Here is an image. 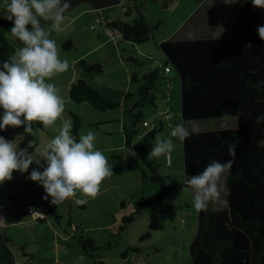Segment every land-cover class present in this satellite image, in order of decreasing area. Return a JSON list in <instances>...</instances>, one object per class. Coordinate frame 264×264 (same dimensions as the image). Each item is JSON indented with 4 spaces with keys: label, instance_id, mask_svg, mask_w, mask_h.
<instances>
[{
    "label": "trees",
    "instance_id": "obj_1",
    "mask_svg": "<svg viewBox=\"0 0 264 264\" xmlns=\"http://www.w3.org/2000/svg\"><path fill=\"white\" fill-rule=\"evenodd\" d=\"M2 4L3 0H0V6ZM123 10L125 15L134 14V20L131 23L110 21L108 25L117 28L121 32L120 38L130 43L148 40L154 27L145 20L142 6L133 4L131 8L124 6ZM0 24L12 26V21L0 17ZM261 25H264V17L244 4L235 23L239 38L162 41L159 44L161 68L148 69L141 77L134 72L131 78L141 81L137 89L140 98L137 107L153 103V83L168 67L169 71L175 72L180 83L182 123H209L207 129H188L191 135L182 141L185 178V173L202 172L212 160L223 162L230 159L227 145H236L234 163L225 176L226 203L221 207L208 204L206 210H198L197 230L189 247L191 264H264V122L256 123V117L264 114V40L257 33ZM70 46L71 42L67 41L63 48ZM129 60L138 64L133 56ZM77 65L94 73L102 69L99 63L86 58H80ZM164 93L162 91V95ZM68 96L74 102H85L100 110L119 105L117 101L105 99L82 78L71 81ZM65 111L73 125L72 134L78 141L81 117L67 107ZM137 118L143 122L141 112ZM32 127L33 132L43 129L39 122H33ZM159 130V126H153L138 143H134L137 129L124 126L125 145L134 149L127 156L125 167L128 171L139 172L142 179L157 184L158 202L162 207H169L165 202L168 192L166 176L158 171L159 164L148 155ZM19 137L22 146L27 144L26 149L34 155L37 145L34 134L25 133L24 127L20 126ZM148 203L141 197L135 203L134 211L122 219L119 228L134 221ZM54 217L59 218L58 215ZM77 241L84 251L98 257V247L92 239L79 233ZM11 242L7 232L0 227V264H14Z\"/></svg>",
    "mask_w": 264,
    "mask_h": 264
},
{
    "label": "crops",
    "instance_id": "obj_2",
    "mask_svg": "<svg viewBox=\"0 0 264 264\" xmlns=\"http://www.w3.org/2000/svg\"><path fill=\"white\" fill-rule=\"evenodd\" d=\"M129 3H131L132 5L143 4V9L141 10L142 14L148 24L151 27H154L148 41L134 44L131 49V52H136L139 56L143 58H145V56L147 58L153 57L152 61L150 60V62H147L146 66L139 69L140 72H142L141 74L146 73L148 69L161 68L162 53L160 52L158 47L162 41L168 39L181 40L218 37L237 39L239 38V31L236 28L235 23L239 14V10L244 4L250 5L254 10H256L259 14L264 17V8L254 7L251 3V0H129ZM90 5L91 6L85 7L79 13H77L74 19L78 17H83L82 25L85 24L83 30L86 31V28L89 29L91 36L94 37V39L92 40L94 44L93 47L90 48L89 51H87V53L85 52L83 54H80L77 58H74V64H77V61L82 58V56H86L87 54L90 55L93 52L99 50L103 51L104 46H106L107 48L111 47L112 40H110L105 33L106 28L109 26L108 22L122 20L120 18L114 17V13L111 10H107V12L104 13L102 12L103 10H101L102 14L100 16L103 17V21L100 19V17H98V15L100 14L98 10L95 9L91 3ZM131 7L132 6H128V8ZM127 16H129V21H123H125L126 23H131V20H134V14ZM96 18L99 19V22H96ZM156 45H158V47ZM125 50H129V47L126 46ZM91 61L100 62L93 60ZM78 68L79 71H76L75 74L69 76L66 79L64 85L66 86L67 90L71 81L76 78H82L89 84V86L97 90L107 100L117 101L119 104L118 108H122V110L120 111V113H122L124 110V105L121 106V98L113 99L111 95H107L106 93H104V89L110 91L111 89L104 85H98L101 83H97L99 82L96 78L97 73L93 74V72L85 71L79 66ZM130 72L131 71L128 72L127 68V80L130 77ZM163 74L166 78L167 85L166 89L164 90V100H161L162 102L155 104V114L164 118H159V120L156 121L158 122L160 130H163L164 128L165 119L169 121V124H175L177 123V121L178 123L180 122L179 120H176L177 118H175L173 121L172 119L168 120L166 118L168 114H171L172 118L175 117L173 113L167 112V109H169L171 112L177 111L178 107L176 104L178 99V84L174 83L173 80L175 79V76L171 75V71L165 72ZM132 94L133 93L130 92L123 93L122 100H124L125 103L127 100V102H137L136 104H138L140 99L138 97V94L135 99L133 98ZM65 99L67 100L66 104H68L71 110L73 103H78L72 101L69 98L68 94ZM80 103H84L82 105L83 109L86 112L94 114L93 112H91V110H89L88 103ZM164 103L167 108L165 110L163 107ZM136 106L137 105H134L130 110L132 112H136ZM130 110L128 111V114L133 119L130 114ZM110 121H117L119 125L116 127L113 126L109 130L116 129L119 133V129L121 127V133L123 136V128L124 126H127L129 124L126 123V119H124L123 115H117L115 117H102V120L95 119V117H92L90 125L95 124L97 122L108 123ZM143 121H147L148 125L146 127L151 128L148 119H143ZM96 139L97 142L95 143L98 144V146L96 147L100 149L103 154L108 158L109 165L112 166L113 174L111 177L106 178L102 182L100 186V192L95 198H85L77 194L76 197L69 198L68 201H64L58 205H54L50 203L51 197L45 199L47 194L45 193L43 186L40 185L38 182L32 181L27 178L30 174L28 173V171L24 173L15 171L14 173L16 174L14 176L12 175L11 181L15 182L14 187L3 190L0 196V227H2L7 232L8 236L11 238L12 241L18 244V247H21V251H12L13 253H15L14 257L15 260H17L16 263L188 264L190 252L188 253L187 244H189L188 247H190V243L196 231L192 235V237L188 239V242L183 237L184 242L182 243V248L177 247L175 245V242H169L170 237L174 233L173 229H176V226L180 225L176 223L173 225V220L182 222L183 225L180 229V232L188 231V222H190V224L192 225L194 224L191 215H189L190 218H188V209H186V198L188 196V190H185L184 183L182 182V180L179 179L177 181L179 182L180 190L183 192L184 189L186 195L178 198L175 205L172 202V208H154L152 214L147 217L144 223L139 227L137 234L142 233L143 238H149L145 247L149 249L144 251L142 247L140 248L137 247V245L127 242H123L122 245H118L115 248L110 245H106L107 239L105 238L107 235L103 232L106 230H111L112 227H114V225L116 224H118L120 227L122 219L134 211L135 204L133 206L132 212L125 215L124 207H122L121 209H117L111 217L110 215L107 216L106 205L108 203L107 197L109 191L113 188H118L119 186V184L113 182V180L128 177V174H125V172H123H128L126 167L124 169L123 159L126 163L127 156L132 154L134 152V149L132 147H126L124 136L123 145L119 142L113 144L110 142L109 144H107L105 143V139L102 137H98ZM173 143L179 144V140H175ZM173 151H175V149H173ZM159 158L160 159L158 161V164L161 168L163 167L165 169L163 174L167 175V177L169 178V182H172L171 180L173 178V172L167 171L168 168H165L170 166L172 162L170 161L171 163L168 165L164 162V156H161ZM174 161L179 162V155L176 152L174 153ZM180 163L182 164V159ZM225 176L226 173H224V175L221 177V181L219 182L221 191L219 199L210 201L208 203L211 204L213 207H221L226 203ZM185 179L186 178H184V180ZM3 183L9 182L7 180ZM172 186L175 187V185ZM134 192L135 189H132L131 193L125 195L126 197H122L123 200L124 198H130L131 200V198H133L134 196ZM35 195L39 196L40 200L42 201L41 204H43L45 207L46 219L34 218L28 211L27 201L30 198H33ZM118 196H122V194H118ZM140 196H145V184H142V191L140 193ZM6 198H12L11 200H9L10 203L7 202ZM76 199L86 200V202L83 204H77L79 209H92V216H88L87 220L89 221V223L87 225H85L86 219L84 218H80V221L73 220L71 218L65 221V219L63 218L66 206L69 205L71 209V204H73ZM146 199L149 201V203L150 201H152L150 197H146ZM130 202L132 201H129V203ZM99 208H101V210L99 215H97L96 211ZM55 215H58L59 218L56 219L54 217ZM96 220H98L99 223H97ZM128 224H126L123 228L119 229L126 228ZM155 224H157L156 227L154 226ZM79 233L84 237L92 239L94 245L98 247V249L100 248L101 252L99 253V258L92 257L78 245L77 238ZM185 234L188 235V233ZM167 236L169 237L167 238ZM163 240H166V242L163 243ZM157 243L165 245L168 243L169 244L165 248H157L155 247Z\"/></svg>",
    "mask_w": 264,
    "mask_h": 264
},
{
    "label": "clouds",
    "instance_id": "obj_3",
    "mask_svg": "<svg viewBox=\"0 0 264 264\" xmlns=\"http://www.w3.org/2000/svg\"><path fill=\"white\" fill-rule=\"evenodd\" d=\"M254 7L264 8V0H251ZM70 0H3L0 10L5 19L12 21L11 34L21 42L14 56L0 64V129L6 126L24 127L25 133H33V122L49 128L61 119L67 100L60 94L55 83L49 82L57 74L69 68L67 59H60L56 41L50 38L51 31H62L65 12ZM41 20L51 21L50 30ZM264 40V25L257 29ZM250 47V44H249ZM225 115H228L226 113ZM172 119L171 114L166 116ZM264 122V114L256 117V123ZM72 122L63 120L55 129L57 134L49 139L38 155L18 147L14 141L0 136V183L12 179V173L27 172L33 163L37 165L27 177L43 186L51 197L50 203L58 205L74 198L77 192L85 198H95L102 182L112 176L108 158L95 145L96 134L89 130L77 138L72 134ZM191 135L182 122L169 124L167 137H157L148 155L169 156L174 149L173 138L184 141ZM236 145H227L226 161L212 160L202 172L186 175L185 190L193 193L197 210H206L208 203L221 195V177L229 171L236 156ZM42 169V170H40ZM83 204L85 199H76ZM38 217L43 214L32 209Z\"/></svg>",
    "mask_w": 264,
    "mask_h": 264
},
{
    "label": "rangeland",
    "instance_id": "obj_4",
    "mask_svg": "<svg viewBox=\"0 0 264 264\" xmlns=\"http://www.w3.org/2000/svg\"><path fill=\"white\" fill-rule=\"evenodd\" d=\"M141 6H143V4H139ZM91 6L89 1H82L80 2L78 5L74 6L73 8H71L70 10H67L65 12V21L62 25V31L60 32H55V31H51V35L50 38L56 41L58 50H59V56L60 59H67L69 62V68L66 72L57 74L56 76L53 77V79L49 82L55 83L57 85V87L60 89V94L63 97H67L68 94V90L66 88L65 81L69 76H72L73 74H75L76 71H79L78 65L74 64L73 59L77 58L80 54L83 53H87V51H89L90 48L93 47V42L92 40L94 39L93 36H91L89 29L86 28V31L83 30L85 27V24L82 25V19L83 17H78L76 19L75 16L77 15V13H79L83 8L85 7H89ZM130 7L132 6L131 3H129V0H120V2L118 4L112 5L110 7H106V8H102V9H98V12L100 13L98 15V17H100L101 20L104 21L103 17L100 16L101 10H103L102 12H107V10H111L114 14L113 16L116 18H120L122 20H127L129 21V16L125 15L123 7ZM110 8V9H108ZM143 9V8H142ZM0 17H4L3 16V12L2 10H0ZM132 22V20H131ZM84 23H85V18H84ZM41 24L43 27H45L46 29L50 30V26H51V21H43L41 20ZM12 26H3L2 24H0V64H2L4 61L9 60L12 56H14L15 51L19 48L22 47L21 42L18 41V39L16 37H14L11 32ZM88 27V26H87ZM110 40H112V45L111 47H103V51H96L93 52L92 54H87L86 56H82V58H86L87 60H93V61H100L97 62L101 65L102 69L100 72L97 73L96 78L99 82L97 83H101L98 85H104L107 86L108 88L111 89L110 90H103L104 93H106L107 95H111V97H113V99H120L121 98V106L124 105L123 107V112L120 113V111L122 110V108H113V109H105V110H100V109H95L92 106H88L89 110H91V112H93L94 114L90 113V112H86L83 109V105L84 103H73L72 105V111L76 112L82 120V125L78 131V136H80L81 134H86L89 130H93L96 134V138L98 137H102L105 139V143L109 144L110 142L113 143H122L123 145V136L121 133V127L119 129V133L117 132V130H109L110 128H112L113 126H118L119 123L117 121H110V122H97L95 124L90 125V121H92V117H95V119H101L102 117H115L117 115H123L124 119H126V123H129L127 126H131L133 127V123L135 121V119L131 118L128 114V111L134 106L136 105L137 102H127L126 103L124 100H122V95L123 93L126 92H130L133 93L132 96L135 99V97L137 96V89H138V85L141 83V81H133L132 75L134 72H136L138 77L142 76V72H140V68H143L144 66H146L147 62H150V60L152 61V58H147L145 56V58L139 56L136 52H131L132 46L134 45L133 43H130L128 41H125L123 39H121L120 37H117L116 39H112L110 37H108ZM149 40V39H148ZM146 40V41H148ZM67 41L71 42V46L69 48H63L64 43H66ZM145 42V41H144ZM143 43V42H142ZM128 44V45H127ZM126 46L129 47V50H125ZM158 47V45H156ZM158 49L161 52V49L158 47ZM133 56L137 61L138 64L132 62L129 60V57ZM128 68V72H130V77L126 78V70ZM0 70H2V68H0ZM148 71V70H147ZM146 71V72H147ZM82 72V71H81ZM93 74H96L93 72ZM171 75L175 76V79L173 80L175 84H178V99H177V111L176 112H171L169 109L166 108V105L164 103V110L167 109V112L169 113H173L175 115L174 118H172V121L177 118L176 120H179L180 122H182L181 120V116H180V105H181V99H180V83L179 80L177 79V76L175 74V72L172 70L171 71ZM154 85V90L153 95H154V100L153 103L151 102H147V103H143L142 106H136V112H132L130 110V114L132 115H137L138 112H141V119H148L150 122V127L152 128L154 125H156V127H158V121L159 118L164 119L162 116H159L157 114H155L156 108H155V104L162 102L161 100H164L163 95H162V91H164L167 87L166 85V78L164 77V75L162 74L159 79H157L156 81H154L153 83ZM130 89V90H129ZM174 92V91H173ZM175 92H176V88H175ZM130 97V96H129ZM128 97V98H129ZM176 97V95H175ZM106 99V98H105ZM176 99V98H174ZM125 103V104H124ZM65 107L69 108L68 104L65 105ZM70 109V108H69ZM4 110L2 108H0V117H2ZM96 114V116H95ZM69 120L70 121V117L69 115L66 113V111H64L62 117L60 120H58L56 122L55 125L49 127V128H45L43 125L42 127L44 129H36L33 134L35 136V142H36V150H35V154L34 155H38L40 149H42V147L44 146V144L51 138H53L57 132L55 131V129L57 127L60 126V124L62 123L63 120ZM155 119V120H153ZM100 121V120H98ZM173 124V123H170ZM169 121H167L165 119V125L163 130H159L153 139V143L152 146H154V144L156 143V138L157 137H167L168 136V132H169ZM209 123L208 122H188L186 123L185 127L188 129H193V130H203V129H207ZM135 128L137 129V133L134 135L133 141L134 143H138L141 140L142 135L148 130L150 129L149 127H143L142 126V122H137L135 124ZM112 131V132H111ZM110 133V134H109ZM0 136H3L5 139L9 140V141H14V143L18 144L19 148H27L28 145L24 144V146H22V142H21V138H18V127H11V126H6L5 129H0ZM175 140H179L176 138H173V142ZM97 142V139L96 141ZM96 146H98L97 143H95ZM174 149L175 151L171 152L170 154V162L171 165L165 168H168L167 171L173 172V178H172V182L168 181V177L167 175L163 174L165 169L162 167H160V165L158 166V171L166 176V183L168 186V192L167 195L165 196V202L166 204L169 206V208H172V202L175 205L177 202V199L180 198L181 196H185L186 193L183 189V192L180 190L179 187V182L177 181L182 180V182H184V171H183V147H182V141L179 140V144H174ZM177 153L179 155V162L174 161V153ZM151 157V156H150ZM154 158V160L156 161V163H158L159 161V157H152ZM182 159V164L180 163ZM169 163V164H170ZM168 164V165H169ZM181 164V165H180ZM123 165H124V169H125V160L123 159ZM33 167V164H32ZM37 165L34 164L33 168H36ZM145 170L148 172L149 170L144 167ZM32 170V169H31ZM30 170V166L28 169V173L31 172ZM15 172V171H14ZM12 173V175L14 176L16 173ZM125 172V174H128L127 178H118V179H114L113 182L118 183L119 186L118 188H113L109 191L108 193V197H107V201L108 203L107 205V216L110 215L112 217L113 213L117 210V209H121L122 207H124L125 210V215L132 212L133 211V206L135 204V202H137L142 196H140V193L142 191V184H145V198L146 197H150L152 199V201H150V203L148 205H146V208H143L139 214L136 215L135 220L128 224L126 228L124 229H119V225L116 224L114 225V227H112L111 230H106L103 233H105L107 236L105 239H107L106 241V245H110L113 248H115L118 245H122L123 242H127V243H132L134 245H137V247H142L144 249V251H146L149 248H145L146 247V243L148 242L149 238H143V234L139 233L137 234L139 227L144 223L145 219L147 217H149L154 208H162V206L160 205V203L158 202V190L159 187L157 184L148 181L146 179H142L140 176L139 172H135V171H123ZM136 174V175H135ZM178 177V178H177ZM174 180V181H173ZM221 181V180H220ZM9 183H1L0 184V196L1 193L3 192V190L6 189H10L14 187L15 182L8 180ZM172 185H175V187H173ZM132 189H135L134 192V196L133 198H123L122 197H126L125 195H127L128 193H131ZM120 191V192H119ZM77 194L81 195L79 192H77ZM118 194H122V196H118ZM120 197V198H119ZM12 198H6L7 202L10 203L9 200H11ZM122 199V200H121ZM65 201H68V199H66ZM129 201H132L129 203ZM42 201L40 200L39 196L35 195L33 198H30L27 201V204H40ZM122 203V205H121ZM170 204V205H169ZM186 209H188V218H190L189 215H191V218H193V225L190 224V222H188V231H182L180 232V229L182 228V222L180 221H175L173 220V225L176 224H180L176 226V229L174 230V233L172 234V236L170 237L169 242H175V245L179 248H182V243L184 242V239L188 242V239H190V237H192V235L195 233L196 228H197V209L194 207L193 204V193L188 190V196L186 198ZM71 209L69 207V205L66 206V209L64 211V216L63 218L65 219V221H67L69 218L73 219V220H77L80 221V218H84L86 219L85 225H87L89 223L88 216H92L91 214V210L92 209H79L77 203H73L71 204ZM176 207V206H173ZM129 209V211H128ZM101 208H99L96 211V214L99 215ZM104 213V212H103ZM99 218V217H98ZM184 220V219H183ZM195 220V221H194ZM97 223H99L98 220H96ZM119 223V222H118ZM155 227L157 226V224L154 225ZM102 233V232H101ZM185 233H188L185 234ZM184 234V235H183ZM190 234V236H189ZM169 236H167L168 238ZM184 237V239H183ZM166 242V240H163V243ZM190 243V241H189ZM169 244V243H168ZM168 244H161V243H157L155 247H167ZM18 244H16L14 241H12L10 243V248L13 249L12 251L15 252L16 250L21 251V247L17 246ZM189 244H187V248H188V253L189 251ZM98 252V258H99V253L100 248L97 250ZM15 254V253H13ZM21 256V255H20ZM17 260H14V264H18L16 263ZM188 264H191V258H188Z\"/></svg>",
    "mask_w": 264,
    "mask_h": 264
},
{
    "label": "built area",
    "instance_id": "obj_5",
    "mask_svg": "<svg viewBox=\"0 0 264 264\" xmlns=\"http://www.w3.org/2000/svg\"><path fill=\"white\" fill-rule=\"evenodd\" d=\"M96 22H99V19L96 18ZM106 35L112 39H116L117 37H120V34L121 32L117 29V28H111L110 26H108L106 28V31H105ZM165 71L168 72L169 71V68L166 67L165 68ZM178 123V121H177ZM142 125L144 127H146L148 125V122L147 121H143L142 122ZM164 162L165 164H169L170 163V155L165 157L164 156ZM35 208L36 211L40 212L43 214V217H38L37 215H34V214H31L32 213V209ZM28 211L29 213L34 217V218H37V219H46V216H45V207L43 204H30L28 205Z\"/></svg>",
    "mask_w": 264,
    "mask_h": 264
},
{
    "label": "water",
    "instance_id": "obj_6",
    "mask_svg": "<svg viewBox=\"0 0 264 264\" xmlns=\"http://www.w3.org/2000/svg\"><path fill=\"white\" fill-rule=\"evenodd\" d=\"M82 1H89L97 10L118 4L120 2V0H70V7L68 8V10L78 5ZM132 117L135 119L132 125L135 126V124L139 122V120L137 118V115H132Z\"/></svg>",
    "mask_w": 264,
    "mask_h": 264
}]
</instances>
